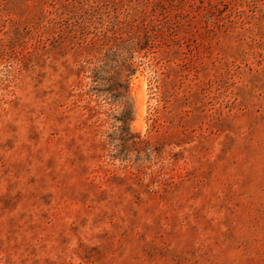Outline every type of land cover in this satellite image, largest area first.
Here are the masks:
<instances>
[{
    "label": "rangeland",
    "instance_id": "obj_1",
    "mask_svg": "<svg viewBox=\"0 0 264 264\" xmlns=\"http://www.w3.org/2000/svg\"><path fill=\"white\" fill-rule=\"evenodd\" d=\"M168 2L0 0V264H264V0Z\"/></svg>",
    "mask_w": 264,
    "mask_h": 264
},
{
    "label": "trees",
    "instance_id": "obj_2",
    "mask_svg": "<svg viewBox=\"0 0 264 264\" xmlns=\"http://www.w3.org/2000/svg\"><path fill=\"white\" fill-rule=\"evenodd\" d=\"M166 1H169L168 3L170 4V5H174L175 6V3L176 2H178V1H182V0H166ZM147 38H149V35H147ZM124 43H126L127 44V46L128 47H125L126 48V51H127V53H123V55H122V57H121V61L120 62H118L116 65H114L115 66V70L116 71H118L119 70V72H122V71H124L125 69L124 68H128L129 70L130 69H132V63H131V60H132V58H133V56H132V52H133V49L135 48L134 47V40H132L130 43L129 42H123V44H121V45H124ZM117 44H119V43H117ZM124 48V47H123ZM121 67H123V68H121ZM98 79H104V78H99L98 77Z\"/></svg>",
    "mask_w": 264,
    "mask_h": 264
}]
</instances>
